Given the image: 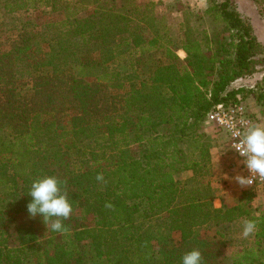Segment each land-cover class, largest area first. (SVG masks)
<instances>
[{"label":"trees","instance_id":"1","mask_svg":"<svg viewBox=\"0 0 264 264\" xmlns=\"http://www.w3.org/2000/svg\"><path fill=\"white\" fill-rule=\"evenodd\" d=\"M33 1L4 0L2 14L26 12ZM38 2L50 21L32 35L22 24L19 39L0 51V132L13 131L0 153V264H180L193 248L204 264H227L226 244L200 239L199 232L212 226L226 239L229 227L245 220L256 221V231L229 264H264V211L253 206L256 191L215 208L208 180L216 142L204 133L206 114L216 104L249 98L264 108L262 85L231 88L257 72L264 54L236 3L209 0L203 14L215 33L185 25L184 42L174 50L154 3ZM84 4L93 12L78 20L74 13ZM63 10L72 12L51 21ZM155 52L156 67L145 59ZM126 55H135L133 75L112 65L118 57L128 62ZM47 67L57 69L50 77L31 76L29 96L12 94L25 85L23 74ZM127 83L130 90L117 94ZM187 171L190 180L176 179ZM43 176L63 181L72 204L63 221L72 234L67 245L57 243L60 233L46 231L39 216L20 242L7 232L11 217L26 212L31 182ZM18 183L15 193L10 187ZM173 232L181 236L178 248L170 246Z\"/></svg>","mask_w":264,"mask_h":264},{"label":"rangeland","instance_id":"2","mask_svg":"<svg viewBox=\"0 0 264 264\" xmlns=\"http://www.w3.org/2000/svg\"><path fill=\"white\" fill-rule=\"evenodd\" d=\"M4 0H0V3ZM83 0H68V2H76L80 3ZM122 2L123 0H117ZM139 2H151L154 3V11L156 14L162 18V21L167 24L169 28V36L173 43V49L176 50L178 47L182 45L184 42V27L185 25H189V27L192 30H198L199 32L201 30H206L209 35H213L215 33V29L211 27V19H208L204 16L203 12L197 10L195 6L190 5V2L192 0H138ZM207 1V7L209 6V0ZM238 3V11L242 14L243 17L250 20L255 35L258 39V41L262 44L264 47V0H261L260 6L256 5L251 0H236ZM32 6H29L30 8L26 12H20L15 13L11 16H4L2 14V9L0 7V51L1 52H7L11 44L19 39V29L22 24H25L27 26V33L28 35H32L36 32H39L42 28V26L50 21V19L47 18V16L41 15L42 9L39 7L38 0H34ZM42 6V5H40ZM261 10V14L259 11ZM69 12H72V10H68ZM68 11H61L53 16L51 21L59 22L61 20H64L66 18V13L68 14ZM93 12V7L90 4H84L82 8L78 10V12L74 13L75 17L78 20H82L87 18V16L91 15ZM29 22V23H27ZM27 35V36H28ZM41 51L49 53V46L47 44H42L39 48ZM181 50L177 51V56L183 60L185 56L181 55ZM185 55V54H184ZM160 54L155 52L153 55H147L145 56V59L148 64H151L153 66H158V61L160 59ZM263 60L261 62V65L257 68V72L254 73L252 76H249L247 78H243L242 80H238L237 84H233V87H240L245 89H251L255 87L256 85H262L264 87V54H263ZM135 58V55L133 56H127L126 59L128 62H125V59L117 58V62L112 65L118 69L121 74H131V68H130V61H133ZM57 67H47L42 68L41 70L30 73L29 76L26 74H23L21 76V87H15L16 91L14 90L12 94L16 93L21 96H29L30 94V88H31V76H53L54 71H56ZM139 75H142L141 73H145V69L143 71H137ZM138 78L134 80V77L132 78V83L136 85L135 83H138ZM132 84L127 83L125 85V89L122 91H117V94L122 95L125 92L130 90V86ZM246 106L248 108L249 113H251L252 117L256 120L257 124L264 125V108L263 106L257 105L252 98L247 99ZM207 130V131H206ZM204 133L211 136V133L209 132V129L204 125ZM213 138V137H212ZM216 142L215 146H217V138H213ZM13 141V131L9 126H6L1 132H0V153L4 146L11 143ZM191 149V148H190ZM212 150V149H211ZM211 153V152H210ZM211 155V154H210ZM212 160V156H211ZM212 162V161H211ZM1 166L4 169H8V166L4 165L3 163ZM212 166V165H211ZM10 173V171L8 172ZM211 174H212V167H211ZM192 173L182 172L178 176H176V179L181 181H188L192 178ZM210 185H211V176L208 178ZM11 184V183H9ZM212 187V186H211ZM12 190H14L15 193L20 191V184H13V186L10 187ZM249 190V189H245ZM244 190V191H245ZM257 192H263L260 195H257L255 193V198L253 199V206L256 207L259 210L264 211V189L262 188H256L254 189ZM214 193V200H213V206L215 208H220L222 205H234L238 202L239 198L237 200H230L228 198L222 197L217 189L213 190ZM38 216L35 218H30L26 212L18 213L11 217V221L7 224V232L9 234V237L15 241L16 243L20 242V234L22 232H30L37 228L38 226ZM242 224L243 221H239L237 223H234L229 229L227 230V236L226 239L219 238L217 235V228L212 226H207L200 230L199 236L200 239L208 240V241H223L226 244L225 248V259L226 263L229 264V260L234 257L237 252L241 249L242 245L246 244L247 242L251 241V236L243 237L241 235L242 231ZM72 234L71 233H60L57 235V243L60 245H67L72 242ZM170 246H173L175 248L180 247L181 245V236L179 232H173L170 235ZM92 264H99V261H95ZM101 264V262H100Z\"/></svg>","mask_w":264,"mask_h":264},{"label":"clouds","instance_id":"3","mask_svg":"<svg viewBox=\"0 0 264 264\" xmlns=\"http://www.w3.org/2000/svg\"><path fill=\"white\" fill-rule=\"evenodd\" d=\"M235 142L230 145L231 150L241 158L248 176L236 175L226 179L234 180L240 186H249L254 177L264 178V125H249L242 133L235 130L232 133ZM63 181L55 176H43L33 180L28 189L30 201L26 205V212L30 218L39 216L46 227V231L63 233L67 229L63 221L68 219L73 211L72 204L66 191H62ZM257 222L245 220L242 224L241 235L248 237L256 231ZM180 264H204L202 251L193 248L185 252L180 258Z\"/></svg>","mask_w":264,"mask_h":264},{"label":"built area","instance_id":"4","mask_svg":"<svg viewBox=\"0 0 264 264\" xmlns=\"http://www.w3.org/2000/svg\"><path fill=\"white\" fill-rule=\"evenodd\" d=\"M246 101L247 100L233 104H216L206 114L204 120V125L209 129L212 137L220 140L229 150L244 176H248L247 170L244 169L241 158L235 151L231 150L230 145L234 143L236 139L232 135L233 131L240 130L243 133L249 125L257 124L256 120L248 111ZM245 187L247 189H264V178L258 176L254 177L253 183Z\"/></svg>","mask_w":264,"mask_h":264},{"label":"crops","instance_id":"5","mask_svg":"<svg viewBox=\"0 0 264 264\" xmlns=\"http://www.w3.org/2000/svg\"><path fill=\"white\" fill-rule=\"evenodd\" d=\"M233 1L238 6L237 1ZM190 5L195 6L197 10H200L202 12L207 8V1L192 0L190 2ZM181 55L185 56L183 52H181ZM234 84H237V82ZM233 86L234 85H232L231 88H236ZM217 144L218 145L211 150V186L213 189H217L218 193L222 197L228 198L230 200H237L241 193L246 189V187L238 185L232 179H226L224 175L227 174V176L231 178L236 175H242V172L239 169L236 160L230 154L229 150L224 146V144L220 140L217 141ZM261 193L263 192H257L256 194L260 195Z\"/></svg>","mask_w":264,"mask_h":264}]
</instances>
